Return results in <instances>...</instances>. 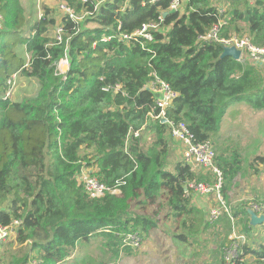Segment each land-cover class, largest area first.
Instances as JSON below:
<instances>
[{
    "label": "trees",
    "instance_id": "1",
    "mask_svg": "<svg viewBox=\"0 0 264 264\" xmlns=\"http://www.w3.org/2000/svg\"><path fill=\"white\" fill-rule=\"evenodd\" d=\"M57 1L77 14L83 8L79 0ZM171 1L128 0L120 10L123 0H107L82 21L62 15L59 24L47 6L31 21L21 0H0V225L21 221L16 236L0 250V264H29L32 258L59 264L93 238L103 255H91L89 264H107L109 253L115 264L118 251L130 249L121 248L120 235L138 231L143 238L157 226L163 206L176 228L194 230L200 212L183 187L205 177L182 160L167 168L177 145L170 125L150 116L158 109L144 86L154 73L178 93L166 118L184 121L196 142L211 140L232 103L264 109L260 71L221 57V43L200 38L222 23L220 38L246 36L264 47V0H218L226 6L223 11L212 4L215 0H183V11L163 17L144 46L116 36L102 40L156 21ZM86 6L93 9L91 3ZM58 24L60 43L53 36ZM16 46L23 47L27 59L16 53ZM64 57L69 66L60 72L57 64ZM15 72L16 84L22 78L32 93L4 99L6 80ZM147 134L155 136L150 144ZM216 158L230 183L240 169L239 159ZM88 167H94L99 182L119 192L90 197L77 180ZM232 210L234 217H242L244 232L254 227L248 208ZM220 222L229 229L226 216ZM182 233L176 236L188 241L189 233ZM240 250L242 261L236 264H245L247 257L250 264H264V243L251 247L245 242ZM219 259L217 264H224L223 256Z\"/></svg>",
    "mask_w": 264,
    "mask_h": 264
},
{
    "label": "rangeland",
    "instance_id": "2",
    "mask_svg": "<svg viewBox=\"0 0 264 264\" xmlns=\"http://www.w3.org/2000/svg\"><path fill=\"white\" fill-rule=\"evenodd\" d=\"M21 4L25 12L30 15L31 21L37 19L38 15L43 13L42 6L51 8L56 20H59L58 18H61L62 15L59 9L60 2L57 0H21ZM212 4L219 7L220 11L226 8L222 1L215 0ZM87 27H93V24L89 23ZM15 50L19 56L26 59L23 47L16 46ZM246 60L242 59L241 61L247 62L248 60ZM57 67L63 72L66 70L67 64L60 60ZM255 68L260 71L264 80V69ZM31 93V87L22 78L17 82L15 88L11 89L12 100H20ZM154 140L155 136L153 134L145 136L146 144H150ZM210 142L216 157L222 156L228 161L232 160L234 156L239 159L240 169L234 179L227 183V178L224 176V192L221 195L226 205L231 209L249 208L254 204L263 205L264 161L261 162L258 158L262 157L264 159V109L258 110L243 102L232 103L223 113L219 128L213 134ZM180 158L177 149L172 147L168 155L167 168L171 169L176 161H181ZM215 162L217 163V158ZM84 169L94 170V167ZM79 175H77V180L82 182ZM159 202L164 203L163 201ZM190 202L200 212V219H197L194 230H181L182 227L179 230L174 229L176 227L174 221L167 220L165 222L163 217H160L157 226L153 230L147 234L143 233V238L140 236L142 242L138 249L130 248L126 251H118L119 257L115 259V264H217L219 258L226 253L224 251L228 248L227 237L230 233V226L228 229L226 225L219 222L210 224L211 228L204 227L209 209L216 203L214 196H190ZM151 210L152 208H148L147 213L150 214ZM161 212H166L165 206L159 213ZM235 218L237 225L244 232L242 217ZM263 230L264 225H258V227L255 226L245 231L246 245L255 247L258 243H264ZM180 232H184L181 235L189 233L187 235L188 241L181 237L179 239L173 237L174 233ZM91 241L83 244V246L80 244L70 256V259L59 264H89L91 255L102 256L103 250L98 246L100 243L95 238ZM144 250L147 257L138 256L139 252ZM109 255H111V259L105 257L107 264L114 261L112 259L114 255L112 253H109ZM75 260H78V262ZM245 264H250V260L245 258Z\"/></svg>",
    "mask_w": 264,
    "mask_h": 264
},
{
    "label": "built area",
    "instance_id": "3",
    "mask_svg": "<svg viewBox=\"0 0 264 264\" xmlns=\"http://www.w3.org/2000/svg\"><path fill=\"white\" fill-rule=\"evenodd\" d=\"M83 3V8L80 14H77L72 8L67 6L65 3L60 2L59 9L64 16H68L74 21H82V19L91 15L99 4L107 0H79ZM111 2L113 0H110ZM157 0H149V2H155ZM183 0H172L169 6V10L176 11L181 7ZM251 2L253 0H250ZM87 3L93 4V9L89 10L87 8ZM145 1H141V5H144ZM128 7V0H123V5L120 10H124ZM61 15V16H62ZM39 14L38 18H40ZM59 24H60V18ZM163 20L162 14L159 15L156 21L142 23L139 28L131 33L116 32L113 36H103L102 40L107 41L112 37H117L119 40L128 44L131 39L140 41V45L144 46L145 42L151 41L153 37V32L160 28L161 22ZM3 17L0 13V31L2 30ZM55 26L54 37L57 42H61L62 26ZM222 23L214 25L211 30L200 38L205 41H218L224 46H234L236 49L240 50V57L238 60L247 59L246 61L259 69L264 68V47L254 45L248 37L231 35L227 38H220L218 36V31ZM121 21L118 20L117 29H120ZM62 62L69 66L68 59L66 57L60 59ZM66 68V69H67ZM62 72L61 70H59ZM64 72V71H63ZM153 78H151L146 84L145 89L150 90L154 94V108H157V114L150 116L154 119H160L162 122H167L170 125V131L173 139L177 145V151L181 156L182 162L187 165L192 172L201 174L205 178L202 180H191L185 185L188 194L190 196H214L216 203L211 206L207 215V222L210 224H215L223 216H226L230 221V233L227 237L228 248L224 251L223 259L224 264H236L237 261L241 262V250L240 245L246 242L245 234L242 229L237 225L236 218L232 215V209L226 205L222 199V187L224 183V173L222 169L217 166L215 159V151L210 142L207 140L205 142H196L193 134L188 129L184 121H168L166 118V111L171 106L173 100L177 97L178 93L174 91L170 85L161 80L156 74L152 73ZM17 80V72L13 73L7 80V89L3 94V98L7 99L11 97V89L15 88ZM119 86L117 85L115 89ZM137 134V132H135ZM89 168V167H88ZM92 169V168H91ZM82 183L84 185L85 191L90 197H101L106 192L118 193L119 189L117 187L111 189L105 186L103 183L99 182L93 175L92 170L82 169L79 173ZM248 209L254 210L257 215L264 216V204H254ZM20 220L15 219L11 224L6 226L0 225V250L2 247L11 239H13L17 234V229L20 224ZM264 225V222L263 224ZM121 248L129 247L133 249H138L142 238H140V233L138 231L125 232L121 235ZM29 264H44L40 258H32Z\"/></svg>",
    "mask_w": 264,
    "mask_h": 264
},
{
    "label": "water",
    "instance_id": "4",
    "mask_svg": "<svg viewBox=\"0 0 264 264\" xmlns=\"http://www.w3.org/2000/svg\"><path fill=\"white\" fill-rule=\"evenodd\" d=\"M174 10H168L162 13V17H165L168 14L173 13ZM224 56H230L235 60H238L240 57V50L236 49L234 46H224L223 51L221 53V57ZM183 190L187 192L186 186L183 187ZM249 214V224L251 226H258L262 225L264 222V216L263 215H257V213L254 210L248 209Z\"/></svg>",
    "mask_w": 264,
    "mask_h": 264
},
{
    "label": "crops",
    "instance_id": "5",
    "mask_svg": "<svg viewBox=\"0 0 264 264\" xmlns=\"http://www.w3.org/2000/svg\"><path fill=\"white\" fill-rule=\"evenodd\" d=\"M40 11V10H39ZM39 16V15H38ZM26 57H27V55H26ZM28 58V57H27ZM26 58V59H27ZM237 103V102H236ZM181 157V156H180ZM181 159V158H180ZM182 160V159H181ZM171 211L166 207V212L165 213H163V212H161V213H159V217L158 218H160V217H163V220L166 222L167 220H169V221H174L171 217V213H170ZM166 217H168L167 219H165ZM222 219V218H221ZM220 219V220H221ZM220 220L218 221V222H216V223H219L220 222ZM176 224V223H175ZM178 225H180V221L178 222ZM176 226H177V224H176ZM255 227V226H254ZM256 227H258V226H256ZM260 227V226H259ZM181 227L179 226V227H175L174 229H177V230H179ZM154 229V228H153ZM153 229H151V230H153ZM262 229H263V226H262ZM150 230V231H151ZM172 230V229H171ZM181 230H183V228H181ZM172 231H174V230H172ZM263 232H264V230H263ZM176 234L178 235V234H180V233H174V235H173V237L174 238H178L177 236H176ZM179 239V238H178ZM182 242H185V241H182ZM189 243V242H188ZM138 256H143V257H147V253H146V251L144 250V251H142V252H139V254H138ZM246 259H248V257L246 258ZM188 263H190V262H188ZM185 264H187V263H185Z\"/></svg>",
    "mask_w": 264,
    "mask_h": 264
}]
</instances>
